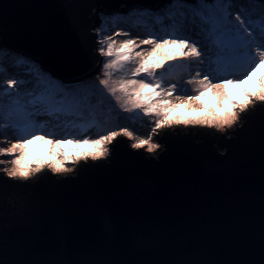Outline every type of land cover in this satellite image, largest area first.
<instances>
[{"label": "water", "instance_id": "water-1", "mask_svg": "<svg viewBox=\"0 0 264 264\" xmlns=\"http://www.w3.org/2000/svg\"><path fill=\"white\" fill-rule=\"evenodd\" d=\"M158 0H0V48L64 79L96 71L100 14ZM102 59V57H97ZM155 153L119 136L105 159L27 180L0 172L3 264H253L264 247V105L235 127L165 128ZM16 185H22L16 187Z\"/></svg>", "mask_w": 264, "mask_h": 264}, {"label": "snow or ice", "instance_id": "snow-or-ice-1", "mask_svg": "<svg viewBox=\"0 0 264 264\" xmlns=\"http://www.w3.org/2000/svg\"><path fill=\"white\" fill-rule=\"evenodd\" d=\"M145 12L150 18H160L171 30L130 36L127 31L120 30L115 35L105 34L100 27L96 29L98 46L93 53L94 62L98 65L96 71L86 76L64 79L54 72L39 69L28 83L12 79L0 87V94L7 92L11 97L7 104L0 102V123L3 124L5 132L17 133L10 138L0 135V141L3 142L0 145V157L11 158L0 159V165H13L0 168V172L12 180H27L33 172H40L39 166L34 169L22 166L27 159L28 144L37 139H45V134L37 123L38 118L53 119L61 115L83 114L92 107L91 100L96 95L108 99L114 112L118 106L124 111L139 109L145 116L154 114L157 118L154 120L153 131L171 123L168 116L172 108L188 106L192 110H199L197 101L205 88L216 96L221 111L215 113L211 119L176 123L206 124L225 131L236 123L239 114L249 106L257 102L264 105V83L259 91L241 89L239 99H230L221 87L225 83H239L259 61L264 60V0H158L152 6L134 7L121 14L142 15ZM2 14L3 9L0 8V16ZM256 23L260 25L258 32L250 31L249 25L255 28ZM118 37H123L122 44L117 42ZM137 44H143L144 47L133 51ZM160 44H172V51L183 57L179 80L187 83L193 90V94L178 98V103L175 104L168 101V94L173 91V83L167 79L161 81L158 76L159 69L154 71L160 56L152 62L146 59L147 53L156 51ZM205 45L210 46L212 54L202 57ZM163 55L168 56L169 53L165 52ZM16 60L36 65L34 60L22 54ZM170 62L164 60V65ZM126 63L134 65L129 69L131 78L113 83L111 70L119 68L123 71ZM36 67L39 68L38 65ZM2 68L3 64H0V69ZM260 79L264 81V74ZM144 89L149 91L144 92ZM154 95L161 103L152 100ZM113 100L115 103H112ZM116 114L119 115L118 112ZM120 132L128 137L133 135L126 129H112L95 140H82L83 143H93L98 149L90 154V158H103L106 149L102 146L113 141ZM67 142L72 143L73 140L69 138ZM146 144L149 152H155L159 147L158 144H152L150 138L134 141L132 147L141 149ZM67 159L66 154H61L56 162L49 165L52 172L73 171L65 165L64 161ZM20 186L22 185H16ZM260 256V260L253 264H264V247ZM0 264H3L2 260Z\"/></svg>", "mask_w": 264, "mask_h": 264}, {"label": "rangeland", "instance_id": "rangeland-1", "mask_svg": "<svg viewBox=\"0 0 264 264\" xmlns=\"http://www.w3.org/2000/svg\"><path fill=\"white\" fill-rule=\"evenodd\" d=\"M121 15L122 14L107 16L104 14H100V18L102 20L100 27L103 28L105 34L111 33L112 35H115V33L120 30L127 31L131 36L133 34H140L143 32L158 33L171 30L170 26L165 24L162 20L159 21H161L164 28H158L154 26V28L149 27L148 29H141L139 27L138 29L133 28L132 30L129 26H116L114 24H111V22L109 21L107 22V19L109 20L111 19V17L115 19L114 17L118 18V16ZM145 27H147L146 24ZM95 33L97 34L96 30ZM117 42L122 44L123 37H118ZM133 42L136 43L135 41ZM143 47V44H137L136 49H134L133 51L142 49ZM173 48L174 46L172 44H160L157 46L156 51L147 53L146 59L149 62H152L157 60L158 55L160 56V59L155 64L154 71H156V69H159L158 76L161 81L167 79L169 82L173 83V91L168 94V101L172 104H175L178 103V98L182 99L185 95L193 94V90L187 83L179 80V74L182 68L181 60L183 59V57L176 55L172 51ZM165 52H168L169 55L164 56L163 53ZM211 54L212 50L210 46L205 45V51L201 53V56L204 57ZM18 55L19 54L17 53L9 52L5 48H0V64H3V68L0 69V87L8 84L12 79H16L21 83H28L29 80L38 73L39 69H41L37 62L36 65H38L39 68H37L36 65L28 63L27 61L17 62L16 57ZM102 59L106 58L102 57ZM164 60H169L171 62L167 65H164ZM131 67H134V65L126 63L123 67V71H121L119 68L112 69L111 71L113 72V83H117L118 81L123 79L131 78V73L129 71ZM262 74H264V60L259 61L251 69L247 76H245L239 83H225L222 84L221 87L227 92L230 99H239L241 95V89L250 91L260 90L261 84L264 83V81H261L260 79ZM19 88L20 84L18 83L17 90H19ZM143 91L148 92L149 89H144ZM10 100L11 97L8 96L7 92H3L2 94H0V102L7 104L10 102ZM152 100L156 101L157 103H161V101L157 100V97L155 95L152 97ZM112 103H115V101L113 100ZM197 103L200 105L199 110H192L188 106L172 108L169 111L168 116V119L169 121H171V123L165 124L161 128L155 129V131H153L154 120L157 118L154 114L145 116L144 113L139 109L132 108L129 111H124L117 106L116 112L119 113V115H117L116 112L112 110L108 99L96 95L91 100L92 107L86 110L83 114H74V117L71 118H69L70 116L67 117V115H61L59 118L53 119L38 118L37 123L39 124V127L41 128L43 134H45V139H37L28 144L27 159L24 161L22 166L28 167L30 169H34L39 166L41 168V171L38 173L33 172L31 178H34L35 176L41 174L45 169L52 172L49 165L53 162H56L61 154H66L68 159L64 161V163L68 168L73 169V171H70L68 173H52L58 175L72 174L77 169V166L81 161L87 162L89 159H91L90 154L98 151L97 147L93 143H83L82 140H95L97 137L102 136L105 132L112 129H126L130 131L133 134L132 137L125 136L123 135V132H120V134L117 135L116 138H118L119 136L128 138L130 140L131 147L134 141L149 138L152 144L159 145L158 135L160 131L165 128L170 127L174 130L175 128L179 127L186 129L194 126H208L206 124L176 123V121H190L194 119L205 118L211 119L215 113L221 111L217 103L216 96L207 88H205V90L201 93ZM254 105L249 106V108ZM226 106L230 107V105ZM242 114L243 113H240L236 123L231 128H228L225 131H220L214 127L211 128L216 129L220 132L231 130L235 127V125L239 123ZM16 134L17 133L13 131L5 132L3 129V124L0 123V135L5 136V138H10ZM69 138L73 140L72 143L67 142ZM61 141H63V143H61ZM113 141L107 142L102 146L106 149V155L101 159L107 158V156L109 155V145ZM2 144L3 142L0 141V145ZM57 145L60 146L57 147ZM3 146L8 147L10 145ZM142 148L145 149L146 152H149L147 144ZM158 150L159 147L155 152L149 153L155 154ZM84 157H88V159H84ZM0 159L11 158L0 157ZM12 166L13 165L9 163L6 165H0V168Z\"/></svg>", "mask_w": 264, "mask_h": 264}, {"label": "trees", "instance_id": "trees-1", "mask_svg": "<svg viewBox=\"0 0 264 264\" xmlns=\"http://www.w3.org/2000/svg\"><path fill=\"white\" fill-rule=\"evenodd\" d=\"M111 17V19H107V22H111V24H114L116 26L123 25V26H129L130 29L132 30L133 28L138 29L139 27L142 29H148L149 27L156 26L158 28H164L160 18L157 17H149L148 14L145 12L142 15H137V14H127V15H121L117 17ZM127 20V21H126ZM145 24L147 27H145ZM260 28L259 23L255 24V28H253V25H249V30L250 31H255L258 32ZM74 114H68L67 117L71 118L74 117Z\"/></svg>", "mask_w": 264, "mask_h": 264}]
</instances>
